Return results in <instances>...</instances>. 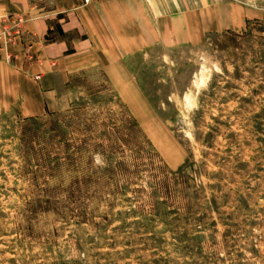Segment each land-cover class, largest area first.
I'll use <instances>...</instances> for the list:
<instances>
[{
    "label": "rangeland",
    "instance_id": "obj_1",
    "mask_svg": "<svg viewBox=\"0 0 264 264\" xmlns=\"http://www.w3.org/2000/svg\"><path fill=\"white\" fill-rule=\"evenodd\" d=\"M143 2L78 8L43 80L82 0H0V264H264V0Z\"/></svg>",
    "mask_w": 264,
    "mask_h": 264
},
{
    "label": "crops",
    "instance_id": "obj_2",
    "mask_svg": "<svg viewBox=\"0 0 264 264\" xmlns=\"http://www.w3.org/2000/svg\"><path fill=\"white\" fill-rule=\"evenodd\" d=\"M153 1L155 2V0H153ZM153 1L151 0V3ZM82 4L83 5L76 7L77 9H75V10H78V8H82V10L88 14H91V12L94 13L95 10L97 12L99 8L105 9L106 7L110 8L111 10L113 8L114 9L113 13L116 14V13L120 12L118 10V7L119 8L123 7V9H124L123 14L125 16L126 14H125V8L124 7H130L131 8L130 11L132 12V16H130L129 22L132 25L133 31H138V30H136V28L138 29V26L141 23L142 5H145L143 0H111V1H107V2H101V3H96L95 0L92 3H85L84 0H82ZM221 6L223 8V11H225L227 9L226 7H230L227 4H222ZM221 6H219L220 9H221ZM163 7L165 8V6H163ZM199 7H200V2L198 1L194 8L198 9ZM82 10H80V11L78 10L79 12H75V13L73 12V14L71 13L70 17H69V21L65 20L66 22H64L63 19H60V21L62 23H61V27H59V28H56L53 25L48 24L47 19H45V18H43V19L40 18L38 20V24H37V32H38L37 45H38V50H39L38 57H39L40 62L37 65H38L39 71L42 72V75H40V78H42L43 80L49 79L51 74L54 75V71L56 72V69L54 67H59L61 65V63L65 60L67 55L70 54L69 52H70V47L72 46V43L69 40L68 35L72 31L74 32L78 29H79V31H82L81 27L79 25V20L77 18V15H79L78 13L81 14L83 12ZM166 14H167V16H169L168 15L169 13H166V12L161 14V16H166ZM187 14H188L187 12H182V11H178V12H175L172 14V15H175L179 18L178 19L179 22L175 21V23L180 24V27H179L180 32H182L185 29L184 25L186 23L190 22V20H191V19L187 18ZM191 15H194L193 17H195V20H193V21L191 20L193 22V24L195 22H198L199 11H192ZM125 21H127V20L122 19L121 23L124 24ZM227 21H232V20H231V18H229ZM51 33H56L55 37L49 38L51 36ZM134 33H136V32H134ZM51 69H54L53 72H50ZM56 73H58V72H56ZM57 75L60 76V72ZM44 89H46V88L44 87ZM41 95L43 98V102H45L44 95L43 94H41Z\"/></svg>",
    "mask_w": 264,
    "mask_h": 264
},
{
    "label": "built area",
    "instance_id": "obj_3",
    "mask_svg": "<svg viewBox=\"0 0 264 264\" xmlns=\"http://www.w3.org/2000/svg\"><path fill=\"white\" fill-rule=\"evenodd\" d=\"M86 1L89 2L91 0H86ZM6 20H8V18H6ZM22 24H23V18L19 16L18 18L16 17V19H14V24L12 23L10 26H8L7 29H9V27H10V29H12V28L15 27L17 29V30H15L16 31L15 33L19 34L20 33V28H21Z\"/></svg>",
    "mask_w": 264,
    "mask_h": 264
}]
</instances>
